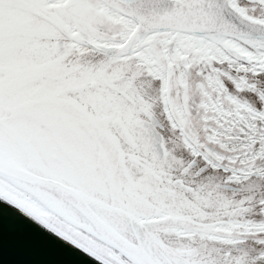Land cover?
Masks as SVG:
<instances>
[{"label":"snow or ice","instance_id":"1","mask_svg":"<svg viewBox=\"0 0 264 264\" xmlns=\"http://www.w3.org/2000/svg\"><path fill=\"white\" fill-rule=\"evenodd\" d=\"M0 201L99 264H264V0H0Z\"/></svg>","mask_w":264,"mask_h":264},{"label":"water","instance_id":"2","mask_svg":"<svg viewBox=\"0 0 264 264\" xmlns=\"http://www.w3.org/2000/svg\"><path fill=\"white\" fill-rule=\"evenodd\" d=\"M0 264H99L0 201Z\"/></svg>","mask_w":264,"mask_h":264}]
</instances>
